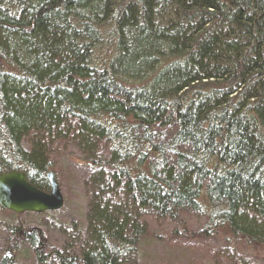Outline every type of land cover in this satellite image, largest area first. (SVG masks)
I'll return each instance as SVG.
<instances>
[{"label": "trees", "instance_id": "trees-1", "mask_svg": "<svg viewBox=\"0 0 264 264\" xmlns=\"http://www.w3.org/2000/svg\"><path fill=\"white\" fill-rule=\"evenodd\" d=\"M0 63V173L47 192L63 143L88 170L48 262L135 264L146 220L181 215L264 252V0H0ZM36 234L10 226L0 264H43Z\"/></svg>", "mask_w": 264, "mask_h": 264}, {"label": "rangeland", "instance_id": "rangeland-1", "mask_svg": "<svg viewBox=\"0 0 264 264\" xmlns=\"http://www.w3.org/2000/svg\"><path fill=\"white\" fill-rule=\"evenodd\" d=\"M0 67L4 68V65L0 63ZM65 148L67 152L72 151L71 154L64 151ZM50 155L63 205L54 211L20 214L0 207V258L10 253L3 246L10 226L21 227L30 234L37 233L34 236H38L39 244L35 248L47 254L43 264H53L48 262L51 251L64 243L63 232H71L75 228L81 232L84 229L90 200L84 185L87 167L80 159L77 148L65 146L64 143L53 146ZM180 219L181 223L176 224L148 218L146 231L137 242L135 264H232L221 254L226 251L227 254L235 255L233 250L236 248H239L237 251L245 252L249 264H260L264 258L260 247L246 248L241 243L233 246L229 241L230 235L225 232L210 239L196 235L204 225L203 218L181 215ZM11 254L13 264H38L33 257V248L28 247V244H22Z\"/></svg>", "mask_w": 264, "mask_h": 264}, {"label": "water", "instance_id": "water-1", "mask_svg": "<svg viewBox=\"0 0 264 264\" xmlns=\"http://www.w3.org/2000/svg\"><path fill=\"white\" fill-rule=\"evenodd\" d=\"M46 178L50 186L47 192L31 184L22 171L0 173V207L16 214L58 210L63 205V196L55 172L48 170Z\"/></svg>", "mask_w": 264, "mask_h": 264}, {"label": "bare ground", "instance_id": "bare-ground-1", "mask_svg": "<svg viewBox=\"0 0 264 264\" xmlns=\"http://www.w3.org/2000/svg\"><path fill=\"white\" fill-rule=\"evenodd\" d=\"M11 171V170H10ZM15 171H19V170H15ZM23 172V171H22ZM49 189H50V186H49ZM49 191V190H48ZM237 249H239V248H236V249H234L233 251H234V253L236 254V255H244L245 253L243 252V251H241V250H238L237 251Z\"/></svg>", "mask_w": 264, "mask_h": 264}]
</instances>
